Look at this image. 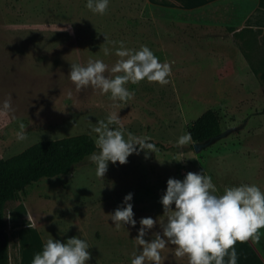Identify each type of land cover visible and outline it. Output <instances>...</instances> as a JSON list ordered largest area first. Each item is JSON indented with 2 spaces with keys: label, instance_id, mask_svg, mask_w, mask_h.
<instances>
[{
  "label": "rangeland",
  "instance_id": "rangeland-1",
  "mask_svg": "<svg viewBox=\"0 0 264 264\" xmlns=\"http://www.w3.org/2000/svg\"><path fill=\"white\" fill-rule=\"evenodd\" d=\"M145 2L120 5L110 0L101 15L86 7L87 0H0V158L17 155L39 141L77 134L95 138L92 129L111 113L120 115L126 132L177 146L179 137L189 134L191 123L213 109L222 134L200 150L192 140L183 148L133 153L126 164L109 162L103 178L88 160L69 176L35 182L5 209L14 246L38 231L45 240L79 236L90 245V264H131L140 252L134 239L140 218L166 222L160 198L170 177L183 179L190 171L204 169L218 194L240 184L264 190V83L256 73L264 68V27L257 28L264 26V10L254 21L255 29L236 35L216 28L207 30L210 36H198L195 43L215 57L213 63L196 64L191 62L195 53L175 52L173 47L168 54L176 61H167L166 53L152 50L171 65L169 83H129L134 96L126 103L113 101L100 90H76L68 75L71 63L101 59L112 67L120 59L115 55L119 41L132 49L145 45L155 49ZM189 36L194 40V34ZM104 48L112 54L105 56ZM37 73L46 76L37 78ZM44 82L45 88L38 85ZM6 99L11 100L9 110L3 108ZM54 114L64 122L73 115V121L56 125ZM21 131L26 136L22 141L17 139ZM129 192L134 194L137 225L116 228L110 215ZM162 231L157 223L146 238ZM250 240L264 259V228L258 239ZM175 251V245L166 244L161 264H188V258L177 257Z\"/></svg>",
  "mask_w": 264,
  "mask_h": 264
},
{
  "label": "clouds",
  "instance_id": "clouds-1",
  "mask_svg": "<svg viewBox=\"0 0 264 264\" xmlns=\"http://www.w3.org/2000/svg\"><path fill=\"white\" fill-rule=\"evenodd\" d=\"M109 3L110 0H87L86 7L103 15ZM118 43L115 55L120 59L112 67L101 59H89L86 65L71 63L68 75L77 91L100 90L113 101L126 103L134 96L127 87L129 83L136 85L145 80L160 85L169 83L171 65L161 62L148 46L132 49L125 47L124 41ZM103 51L105 56L112 54L109 48ZM3 108H11L10 99L4 101ZM92 131L97 134L94 142L99 152L92 153L89 160L96 165V175L101 178L105 177L109 162L123 165L133 153L158 151L150 137L126 132L118 113L109 114L106 121L99 120ZM17 139H26L23 131L17 133ZM191 141V134L182 135L177 146L183 148ZM218 191L204 169L190 171L183 179L170 177L160 198L166 222L140 218L138 235L134 238L140 252L133 256L131 264H161V253L168 243L176 246L177 257L188 258V264H238L237 242L258 239L259 230L264 228V190L256 184H240L226 187L222 194ZM133 196L131 192L126 194L122 205L111 213L116 228L137 225ZM157 223L162 233H154L153 239L146 238ZM89 248L87 240L79 236L66 240L48 238L32 264H90Z\"/></svg>",
  "mask_w": 264,
  "mask_h": 264
},
{
  "label": "crops",
  "instance_id": "crops-1",
  "mask_svg": "<svg viewBox=\"0 0 264 264\" xmlns=\"http://www.w3.org/2000/svg\"><path fill=\"white\" fill-rule=\"evenodd\" d=\"M128 1L115 0L120 5L128 4ZM145 1L150 13L151 44L156 43L155 49L153 47L151 50H155L158 53H166V60L169 61L170 59L172 62L176 61L168 54L172 47L175 52H193L196 54V57H193V61L187 59H183V61H191L200 65L213 63L217 60L209 54L210 52H206L205 46H203L204 49L198 47L196 44L199 41L197 40L199 39L198 36H210L211 34L207 30H215L216 28L225 30L233 28V33L250 28L255 29L254 21L260 17L261 11L264 10V0ZM263 27L261 23L257 28L261 29ZM189 33L194 34V40L189 36ZM227 34H230V31ZM201 52L207 54L199 56ZM212 53L216 54L215 52ZM37 75L46 76V74H34V76ZM59 83L57 88L61 86V83ZM38 85L45 88L47 83L44 82ZM69 117L64 122L60 114H54L53 122L56 125L67 124L73 121V115ZM18 228L20 229V227ZM7 233L9 235L10 264H12L13 259L17 261V264H32L34 256L43 251L44 244L46 243L45 238L38 231V236L22 239L15 243L14 246L12 234L8 230Z\"/></svg>",
  "mask_w": 264,
  "mask_h": 264
},
{
  "label": "trees",
  "instance_id": "trees-1",
  "mask_svg": "<svg viewBox=\"0 0 264 264\" xmlns=\"http://www.w3.org/2000/svg\"><path fill=\"white\" fill-rule=\"evenodd\" d=\"M229 31H234L229 28ZM244 31V30H242ZM240 31V32H242ZM250 31V30H248ZM240 32H235L238 35ZM256 73L264 83V68ZM223 132L220 118L213 109H208L195 119L189 128L195 143H206ZM165 150L178 149L151 140ZM99 152L94 138L89 134H77L55 140L39 141L10 158H0V264H10L8 220L5 217L7 203L20 198L27 187L43 178L71 175L89 156ZM238 264H264V259L251 240L237 242Z\"/></svg>",
  "mask_w": 264,
  "mask_h": 264
},
{
  "label": "water",
  "instance_id": "water-1",
  "mask_svg": "<svg viewBox=\"0 0 264 264\" xmlns=\"http://www.w3.org/2000/svg\"><path fill=\"white\" fill-rule=\"evenodd\" d=\"M213 139H215V138H213ZM213 139H211V140H213ZM211 140H209L208 142H206V143H193V146H194V148L196 149V150H200L201 148H203V147H205L206 145H208V143L211 141ZM4 232V230H1L0 231V234H2Z\"/></svg>",
  "mask_w": 264,
  "mask_h": 264
}]
</instances>
